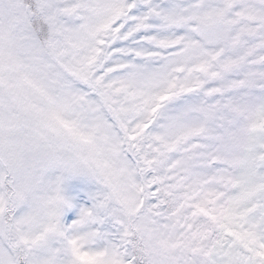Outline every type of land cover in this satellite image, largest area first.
I'll return each instance as SVG.
<instances>
[{
	"label": "snow or ice",
	"instance_id": "1",
	"mask_svg": "<svg viewBox=\"0 0 264 264\" xmlns=\"http://www.w3.org/2000/svg\"><path fill=\"white\" fill-rule=\"evenodd\" d=\"M0 264H264V0H0Z\"/></svg>",
	"mask_w": 264,
	"mask_h": 264
}]
</instances>
